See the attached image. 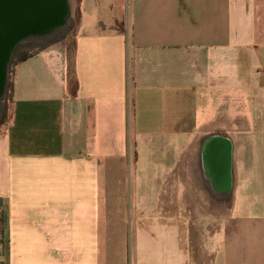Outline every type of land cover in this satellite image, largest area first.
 Instances as JSON below:
<instances>
[{
    "label": "crops",
    "instance_id": "0c3cea01",
    "mask_svg": "<svg viewBox=\"0 0 264 264\" xmlns=\"http://www.w3.org/2000/svg\"><path fill=\"white\" fill-rule=\"evenodd\" d=\"M69 20L14 66L0 264H264V0H72Z\"/></svg>",
    "mask_w": 264,
    "mask_h": 264
},
{
    "label": "water",
    "instance_id": "95a60500",
    "mask_svg": "<svg viewBox=\"0 0 264 264\" xmlns=\"http://www.w3.org/2000/svg\"><path fill=\"white\" fill-rule=\"evenodd\" d=\"M71 16L72 0H0V104L17 46L50 36L66 26Z\"/></svg>",
    "mask_w": 264,
    "mask_h": 264
},
{
    "label": "rangeland",
    "instance_id": "374dc122",
    "mask_svg": "<svg viewBox=\"0 0 264 264\" xmlns=\"http://www.w3.org/2000/svg\"><path fill=\"white\" fill-rule=\"evenodd\" d=\"M72 37V32H71V21L69 20V22L66 24V26L58 29L57 31H55L53 34H51L50 36L44 37V38H32L29 39L24 45V47H22L19 52L18 55H16V57L13 59V61L10 63L9 65V77L11 78V75L13 73L14 70V66L15 63L22 57L29 55V54H35V53H39L47 48L53 47L54 45H59V47H64V45L69 41ZM8 77V78H9ZM9 102H10V92L7 93V95L3 98L1 104H0V127L4 124H6L8 122V113H9ZM133 171V172H132ZM134 169L133 167L131 168V172L130 175L132 174L131 178L129 177L130 180V184L133 185L135 184L134 182ZM130 198L132 199V202H135V193L132 195V193H130ZM144 197L141 199V197ZM138 199V206L139 208H143V226L142 227V231L145 234H149V233H155L156 231V223L152 221L150 222L151 217L150 215L147 214V212L144 210L147 206V195L145 194H141V195H137ZM142 204V205H139ZM215 219V218H214ZM216 220V219H215ZM134 224V223H133ZM141 225V223H140Z\"/></svg>",
    "mask_w": 264,
    "mask_h": 264
},
{
    "label": "trees",
    "instance_id": "16d2710c",
    "mask_svg": "<svg viewBox=\"0 0 264 264\" xmlns=\"http://www.w3.org/2000/svg\"><path fill=\"white\" fill-rule=\"evenodd\" d=\"M27 41H28V40H27ZM27 41H25V42H23V43H21V44H19V45L17 46V48L15 49V51H14V53H13V56H12L11 62H12L13 59L16 57V55H18L19 50H20L22 47L25 46L24 44H25ZM36 54H37V53H35V54L33 53V54H29V55H26V56L20 58V59L15 63V65H17V64L20 63V62H24V61H26V60L32 58V57L35 56ZM13 80H14V77H13V73H12L11 78H10V77L8 78V83H7V87H6V91H5V95H4V97L7 95L8 92H10V96L12 95L13 90H14V81H13Z\"/></svg>",
    "mask_w": 264,
    "mask_h": 264
},
{
    "label": "flooded vegetation",
    "instance_id": "af4514ba",
    "mask_svg": "<svg viewBox=\"0 0 264 264\" xmlns=\"http://www.w3.org/2000/svg\"><path fill=\"white\" fill-rule=\"evenodd\" d=\"M8 77H9V69H8Z\"/></svg>",
    "mask_w": 264,
    "mask_h": 264
}]
</instances>
